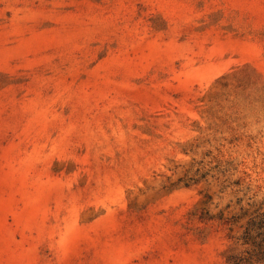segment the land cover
Here are the masks:
<instances>
[{
	"label": "rangeland",
	"instance_id": "rangeland-1",
	"mask_svg": "<svg viewBox=\"0 0 264 264\" xmlns=\"http://www.w3.org/2000/svg\"><path fill=\"white\" fill-rule=\"evenodd\" d=\"M0 264H264V0H0Z\"/></svg>",
	"mask_w": 264,
	"mask_h": 264
}]
</instances>
